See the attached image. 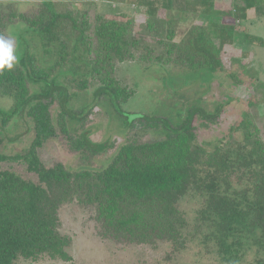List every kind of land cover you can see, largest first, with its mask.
<instances>
[{"label":"trees","instance_id":"obj_1","mask_svg":"<svg viewBox=\"0 0 264 264\" xmlns=\"http://www.w3.org/2000/svg\"><path fill=\"white\" fill-rule=\"evenodd\" d=\"M16 1L0 0V34L8 36L10 24L25 22L40 34L44 51L54 61L42 66L37 55L22 46L13 68L0 72V97L14 100L10 109L0 107V117L6 127L24 110L40 136L51 124L54 94L65 95L55 83L59 68H65V78L79 89L97 85L101 94L110 96L116 111L133 122L136 114L121 106L132 89L117 76L119 64L157 62L227 72L236 83L248 84L229 68L233 59L227 49L238 37L248 46L256 41L264 45L246 24L264 16V0H114L133 3V15L101 13L91 7L95 0H84L83 9L73 7L76 0H29L37 4L32 11H20ZM181 13L210 19L204 25L191 24L177 39ZM229 18L234 23L228 24ZM40 81L49 88L32 95L31 83ZM258 95H252L239 123L213 149L197 141L190 113L174 128L154 116V121L164 122L168 134L155 140L128 137L100 169L72 170L61 162L47 166L38 154L37 140L21 153H0V160H25L33 174L0 170V264L43 258L71 261L72 237L61 231L60 210L74 201L94 210L103 238L154 248L167 243L169 256L181 253L199 236L230 264L240 263L253 246L264 248V121ZM204 115L216 122L220 113ZM139 117L151 123L150 116ZM83 135L91 153L112 145L93 142L87 132ZM187 195L201 199L191 231L180 207Z\"/></svg>","mask_w":264,"mask_h":264},{"label":"rangeland","instance_id":"obj_2","mask_svg":"<svg viewBox=\"0 0 264 264\" xmlns=\"http://www.w3.org/2000/svg\"><path fill=\"white\" fill-rule=\"evenodd\" d=\"M16 4L20 11H32L37 5L29 0H18ZM84 6L86 7L84 0L73 2L76 9H83ZM91 7L105 14L136 13L131 2L95 0ZM179 17L177 39L182 37L191 24L204 25L206 18L209 21L208 16L200 17L192 13H181ZM227 21L228 24L234 23L232 18ZM248 22L246 24L250 32L264 41V16L257 17L252 27L249 25L250 21ZM139 30H142L141 25ZM6 31L16 42L14 54L18 57L21 55L22 46L25 47L26 44L27 50L37 55L39 64L49 66L53 63L54 56L44 51L40 34L28 29L25 22L10 24ZM242 40L237 39L235 46L227 49V55L233 59L229 61V68L238 72L248 84L236 83L227 72L212 73L207 69L192 71L157 62L142 64L135 61L119 64L117 76L132 89V95L122 101L121 106L128 114H136L133 115L137 116L133 122L116 111L110 96L101 94L97 85H92L87 90L79 89L65 78L67 72L62 70L65 68H59L60 75L56 77L55 83L59 84L58 90H62L66 97H61L60 93L54 94L50 105L51 124L48 130L41 136V132L38 135L33 127L34 122L24 110L6 127L0 117V153L7 156L21 153L37 140L41 143L38 154L47 166L61 162L72 170L100 169L111 161L128 137L137 135L140 140H155L168 134L164 122L154 121V116L168 120L174 128L184 124L190 113L197 127V141L204 148L213 149L239 123L255 92L259 94V113L264 121V45L256 41L254 45L248 46ZM243 65L248 69L243 71ZM250 68L253 71L249 72ZM253 79L255 85L251 87ZM48 88L46 82L31 83L32 95ZM61 102L66 104L65 108L69 113L73 112L75 117L72 118L64 111ZM13 104L11 96L0 97V107L10 109ZM82 112L86 117L82 116ZM217 112L220 115L216 117V122L204 115H214ZM141 114L150 116L151 123L139 117ZM130 122L131 126H128ZM86 132L93 142H111L112 145L105 151L91 153L82 142ZM27 168L28 162L25 160L9 157L0 160V170H12L33 176ZM200 205L201 199L192 195H187L180 202L181 209L190 221V231L194 230L193 225ZM60 217L61 231L72 237L69 248L72 260L21 259L16 264H230L221 261L211 246L202 243L200 236L176 256L168 255L171 247L167 243H161L154 248L105 239L100 234V225L94 210L77 201L64 204ZM231 264H264V248L253 246L240 263Z\"/></svg>","mask_w":264,"mask_h":264},{"label":"clouds","instance_id":"obj_3","mask_svg":"<svg viewBox=\"0 0 264 264\" xmlns=\"http://www.w3.org/2000/svg\"><path fill=\"white\" fill-rule=\"evenodd\" d=\"M16 51V42L12 36L0 34V72L5 69L11 70L18 61Z\"/></svg>","mask_w":264,"mask_h":264},{"label":"crops","instance_id":"obj_4","mask_svg":"<svg viewBox=\"0 0 264 264\" xmlns=\"http://www.w3.org/2000/svg\"><path fill=\"white\" fill-rule=\"evenodd\" d=\"M110 0H108V2H109ZM119 3H126V2H119ZM134 5V4H133ZM136 10V9H135ZM210 19V18H209ZM255 19H257V18H255ZM255 19H253V20H251L250 21V27H252V24L254 23V21H255ZM249 23V22H248ZM251 31V30H250ZM253 34V33H252ZM254 35V34H253ZM239 39H242L241 37H238ZM241 42H244V41H241Z\"/></svg>","mask_w":264,"mask_h":264},{"label":"water","instance_id":"obj_5","mask_svg":"<svg viewBox=\"0 0 264 264\" xmlns=\"http://www.w3.org/2000/svg\"><path fill=\"white\" fill-rule=\"evenodd\" d=\"M66 97V95H64V98Z\"/></svg>","mask_w":264,"mask_h":264}]
</instances>
